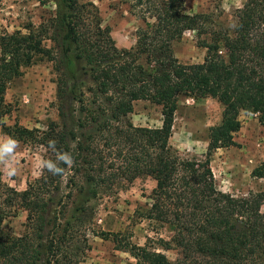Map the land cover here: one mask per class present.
I'll return each mask as SVG.
<instances>
[{
    "label": "trees",
    "instance_id": "trees-1",
    "mask_svg": "<svg viewBox=\"0 0 264 264\" xmlns=\"http://www.w3.org/2000/svg\"><path fill=\"white\" fill-rule=\"evenodd\" d=\"M39 1H52L54 14L0 35V123L12 111L5 101L8 86L25 68L50 62L58 121L44 129L2 123V132L42 146V159L55 160L49 147L55 141V150L71 153L74 163L62 165V175L41 170L24 190L0 176V264H81L76 244L81 239L86 245V236L69 221L57 222L53 205L62 207L74 189L84 191L81 179L95 198L141 177L156 183L145 218L174 230L169 241L154 242L178 256L170 260L122 232L97 233L128 252L132 264H264V190L245 196L219 190L210 161L217 149L238 145L241 112L257 115L264 127V0H246L231 27H216L206 13L188 14L183 0H127L145 22L129 49L116 45L94 3ZM188 31L206 50L200 63L183 64L174 55L173 42ZM181 95L211 97L223 107L220 122L209 128L203 159L183 158L170 143ZM138 100L161 106L159 127L126 119ZM252 175L264 179V162ZM19 210L27 217L17 236L2 222Z\"/></svg>",
    "mask_w": 264,
    "mask_h": 264
},
{
    "label": "rangeland",
    "instance_id": "rangeland-1",
    "mask_svg": "<svg viewBox=\"0 0 264 264\" xmlns=\"http://www.w3.org/2000/svg\"><path fill=\"white\" fill-rule=\"evenodd\" d=\"M132 2L134 0H131ZM127 0H80L94 3L100 12L103 24L110 27L111 35L120 48H132L136 43L135 33L145 27L138 8H131ZM246 0H183L188 14L211 15L216 27H231L235 12ZM52 1L41 4L39 0H0V35L22 29L27 23L39 24L43 18L54 14ZM200 38L194 31L184 33L172 44L173 52L183 64L200 63L206 50L200 46ZM56 74L50 62H40L27 67L7 88L5 101L11 106V113L0 123V143L9 138L2 132V123H15L27 127L44 129L49 121H58ZM223 107L217 99L193 98L181 95L175 113L170 143L183 158L203 159L208 145L209 128L221 120ZM241 128L235 134L237 146L217 149L211 156V168L219 190L234 196H245L249 192L264 190V179L252 175L255 167L264 162V127L257 115L240 113ZM135 126L156 128L161 125V106L148 100L133 104V112L126 118ZM18 141V140H17ZM15 156L0 163L3 182L17 190H24L27 183L41 174L38 168L44 148L21 141ZM14 166L15 175L7 174V167ZM84 191L74 189L71 198L63 199V206L53 205L51 216L65 225L71 222L80 234H85L86 245L80 239L76 245L77 258L81 264H132L134 258L125 251L117 250L112 239H102L97 233L122 232L131 235L133 243L149 244L175 260L178 251L164 249L154 241L162 238L169 241L174 234L170 225H163L145 218L151 203V192L155 181L150 177L135 179L123 189L113 193L100 192L90 198L91 184L81 179ZM65 191H68L65 188ZM54 211V213H53ZM27 213L19 210L7 217L2 228L13 234L25 231ZM74 231H78V230Z\"/></svg>",
    "mask_w": 264,
    "mask_h": 264
},
{
    "label": "clouds",
    "instance_id": "clouds-1",
    "mask_svg": "<svg viewBox=\"0 0 264 264\" xmlns=\"http://www.w3.org/2000/svg\"><path fill=\"white\" fill-rule=\"evenodd\" d=\"M55 141L49 142V147L55 152V160L41 159L38 168L40 170H47L52 175H62L65 168L62 165L71 167L74 163L73 157L69 152L57 151L54 148ZM19 147V142L16 139H10L7 142L0 143V163H3L5 156L12 159L15 156L16 150ZM16 169L14 166L7 167L8 175H15Z\"/></svg>",
    "mask_w": 264,
    "mask_h": 264
}]
</instances>
